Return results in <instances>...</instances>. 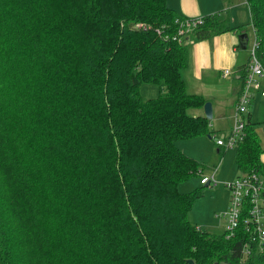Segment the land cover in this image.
Wrapping results in <instances>:
<instances>
[{
    "label": "trees",
    "instance_id": "1",
    "mask_svg": "<svg viewBox=\"0 0 264 264\" xmlns=\"http://www.w3.org/2000/svg\"><path fill=\"white\" fill-rule=\"evenodd\" d=\"M246 2L264 62V0ZM183 18L166 0H0V264H264L243 219L203 231L199 189H177L202 169L177 140L211 136L188 112L205 103L184 86L188 40L246 31L213 13L179 35ZM244 130L235 166L264 179Z\"/></svg>",
    "mask_w": 264,
    "mask_h": 264
},
{
    "label": "crops",
    "instance_id": "2",
    "mask_svg": "<svg viewBox=\"0 0 264 264\" xmlns=\"http://www.w3.org/2000/svg\"><path fill=\"white\" fill-rule=\"evenodd\" d=\"M166 4L185 18L194 19L218 13L220 17L225 18L226 26L232 28H237L240 25L245 26L246 31L243 32H246L248 36L245 47H242L238 41V35L242 32L238 28L224 30L209 36L207 39L195 40V42L188 40V65L182 71L186 91L190 94H199L205 99V102L211 103L212 118L209 126L212 127L213 123L220 124L228 121L227 128L229 129L235 115L236 98L242 89V78H238L239 69L243 66L246 69L249 57L248 47L254 39L253 29L247 25L250 21V12L246 0H166ZM249 31L251 35L248 34ZM225 68L231 70V73L223 76L222 70ZM190 113L203 115V109L202 107L197 108L191 110ZM246 114L253 122V128L258 120L264 122V98L255 93ZM223 127L217 126L215 130H223ZM255 132L262 148L259 158L264 164V127H257L256 125ZM176 145L187 156L199 161L193 155L186 153V147L182 148V146ZM217 146L216 151H219L221 149L219 147L222 146L218 144ZM228 201L229 198L227 203Z\"/></svg>",
    "mask_w": 264,
    "mask_h": 264
},
{
    "label": "built area",
    "instance_id": "3",
    "mask_svg": "<svg viewBox=\"0 0 264 264\" xmlns=\"http://www.w3.org/2000/svg\"><path fill=\"white\" fill-rule=\"evenodd\" d=\"M201 22V17L180 19L178 34L194 28ZM248 55L246 73L242 80L243 86L236 98L233 122L227 135L215 140L216 144L225 148L236 146L237 142L242 139L245 133L247 108L254 94L257 93L264 98V62L257 54V42L254 39L248 47ZM222 71L223 76L231 73L228 68ZM199 181L209 186L217 183L214 170L210 175H202ZM223 186L230 191L229 205L222 213V216L227 218L224 225L227 237L233 233L234 228L243 219V227L251 234L250 241L241 244L243 256L251 253L250 248L247 247L250 242H255L259 251L264 250V179L251 172L223 182ZM242 215L244 217H241Z\"/></svg>",
    "mask_w": 264,
    "mask_h": 264
},
{
    "label": "rangeland",
    "instance_id": "4",
    "mask_svg": "<svg viewBox=\"0 0 264 264\" xmlns=\"http://www.w3.org/2000/svg\"><path fill=\"white\" fill-rule=\"evenodd\" d=\"M248 34L251 35V32L249 31ZM139 88L142 99L152 98V96L156 95L158 89L154 84H142ZM190 110L192 109H189L188 112ZM227 124L228 121H224L220 124L213 123L212 127L209 126L208 130H210L212 138H209L208 135H199L197 139H180L176 142L182 148L186 147V153L193 155L202 164L199 176H192L177 185V189L181 192L199 189V195L194 198L192 206L187 213V219L199 229L211 234H222L227 221V218L222 216V213L228 206L227 199L230 191L223 186L222 182L241 174L234 164L236 146L223 147L224 151H216L218 146L215 144V140L227 135L229 130ZM256 125L257 127H264V122L258 120L254 124V129ZM217 126H224L223 130H215ZM213 170L217 183L211 186L201 184L199 181L200 177L202 175H210Z\"/></svg>",
    "mask_w": 264,
    "mask_h": 264
},
{
    "label": "water",
    "instance_id": "5",
    "mask_svg": "<svg viewBox=\"0 0 264 264\" xmlns=\"http://www.w3.org/2000/svg\"><path fill=\"white\" fill-rule=\"evenodd\" d=\"M238 41H240V44L242 47H245V44H247L248 42V36L246 34V32H240L238 35ZM203 109V115L205 116V118H207L208 120H210L212 118L211 115V103L210 102H205L202 106ZM188 263L190 264H194L192 263L191 259L187 260Z\"/></svg>",
    "mask_w": 264,
    "mask_h": 264
}]
</instances>
